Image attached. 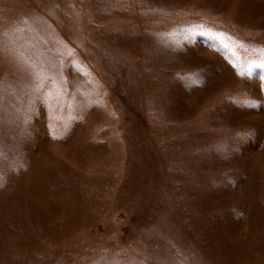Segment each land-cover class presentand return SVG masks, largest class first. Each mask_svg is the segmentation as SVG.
<instances>
[{"label": "rangeland", "instance_id": "obj_1", "mask_svg": "<svg viewBox=\"0 0 264 264\" xmlns=\"http://www.w3.org/2000/svg\"><path fill=\"white\" fill-rule=\"evenodd\" d=\"M262 51L264 0H0V264H264Z\"/></svg>", "mask_w": 264, "mask_h": 264}, {"label": "snow or ice", "instance_id": "obj_2", "mask_svg": "<svg viewBox=\"0 0 264 264\" xmlns=\"http://www.w3.org/2000/svg\"><path fill=\"white\" fill-rule=\"evenodd\" d=\"M205 34L209 35V36H223V33H214L210 30L207 31ZM251 64H257L259 67L264 68V51H262V53H261V58L258 61L251 62ZM251 64L249 65V70L251 68ZM243 73H244V70L241 69V74L243 75ZM245 102H247V101H245Z\"/></svg>", "mask_w": 264, "mask_h": 264}]
</instances>
